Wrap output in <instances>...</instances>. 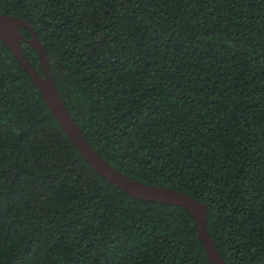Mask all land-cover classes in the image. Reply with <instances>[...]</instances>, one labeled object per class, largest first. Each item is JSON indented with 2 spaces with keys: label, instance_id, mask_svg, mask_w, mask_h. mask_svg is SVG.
Here are the masks:
<instances>
[{
  "label": "trees",
  "instance_id": "16d2710c",
  "mask_svg": "<svg viewBox=\"0 0 264 264\" xmlns=\"http://www.w3.org/2000/svg\"><path fill=\"white\" fill-rule=\"evenodd\" d=\"M0 13L36 32L101 156L206 204L227 264H264V0H0ZM0 264H211L187 210L93 169L1 39Z\"/></svg>",
  "mask_w": 264,
  "mask_h": 264
},
{
  "label": "water",
  "instance_id": "95a60500",
  "mask_svg": "<svg viewBox=\"0 0 264 264\" xmlns=\"http://www.w3.org/2000/svg\"><path fill=\"white\" fill-rule=\"evenodd\" d=\"M20 28L30 30L32 39H26L20 32ZM0 39L12 51L21 66L29 73L39 88L47 106L67 136L100 176L134 199L150 202L157 201L161 204L180 206L187 210L195 219L198 234L205 246L210 263L227 264L208 232V207L206 204L182 191L147 185L129 178L111 165L89 143L61 97L50 68L46 50L28 22L17 16H8L0 13ZM23 42L29 43L39 54L42 74L29 62Z\"/></svg>",
  "mask_w": 264,
  "mask_h": 264
}]
</instances>
